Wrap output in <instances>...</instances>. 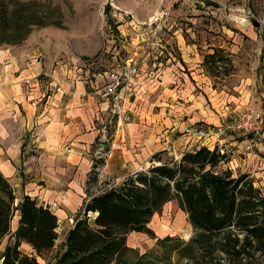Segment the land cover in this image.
<instances>
[{
    "label": "rangeland",
    "instance_id": "374dc122",
    "mask_svg": "<svg viewBox=\"0 0 264 264\" xmlns=\"http://www.w3.org/2000/svg\"><path fill=\"white\" fill-rule=\"evenodd\" d=\"M0 6L5 15L0 23V39L11 41L14 37L20 38L17 43L4 42L0 46L13 45L26 51L28 61L35 60L43 68L42 71L48 70L47 73L39 74L38 78L41 77L42 80L50 77L49 70L59 68L94 80L99 74L123 66L129 57L132 58L131 63L140 66L141 76L149 75L156 67L162 69L170 63H174L172 71L175 75L180 74L178 80L171 83L177 92L171 96L169 103L175 106L162 104L160 107L156 102L159 98L156 95L158 87H148L152 89L149 98L153 99L151 110L159 113L162 118L169 117V109L175 108L177 113H183L181 122H193L194 126H205L207 123L216 125L211 119L215 116L214 112L218 113L214 104L218 90L219 93L228 94L223 100L233 105L227 115L229 120L236 117L244 107L264 105V0H179L159 35H153L146 25H136L138 21L149 23L158 15L159 0H0ZM124 11L129 13V18L123 14ZM254 20L258 22L257 25L253 24ZM174 30H178L184 42L191 45L194 58L192 66L178 63L181 56L176 46ZM216 48L224 51L216 54L215 64L199 63V72L204 74L200 76L205 77L208 87L214 88L206 94L202 92L204 83H198L199 73L195 64L203 61L204 55L212 53ZM193 76L198 81L194 82ZM238 86L246 90L243 102L234 98L240 92L236 88ZM197 99H204L208 103L203 101L199 107L192 108V103H196ZM160 101L168 102V99L160 98ZM198 113L201 114L200 117H197ZM142 118L147 121V128L156 126V122L149 120L147 116L143 115ZM183 127L180 126V132H173L178 141L165 145L167 152L162 155L163 158H177L183 150L200 145L195 138L182 136ZM125 131H120L121 137H124ZM112 134L105 143L109 147L106 159L113 154L110 148L114 132ZM231 134L234 133H227L225 139ZM239 138L245 139L243 135H239ZM124 139L121 140L123 143L126 142V138ZM141 151L140 148L139 152ZM227 153L231 161L232 153L230 150ZM243 154L245 153L239 156L245 157ZM230 161L223 166H229L237 174L238 168L235 164L231 166ZM137 164L141 165L140 169L149 166H146V160ZM132 167L133 163L128 168L129 172L134 171ZM110 176H100L98 182L89 185L88 192L99 190L103 182L111 179L107 178ZM15 195L17 203L20 194L15 192ZM84 196L83 193L82 199ZM61 204L57 200L52 201L54 212L58 213L57 209ZM73 217L58 224V238L54 247L38 257L41 264L53 260L65 232L73 223ZM147 227L150 233L133 231L126 235V243L133 255L155 248L157 238L173 236L187 241L194 233L187 214L175 198L167 201L160 211L151 216ZM11 233L13 232L9 230L2 239L0 254ZM20 249L23 252L31 251V247L25 243Z\"/></svg>",
    "mask_w": 264,
    "mask_h": 264
},
{
    "label": "trees",
    "instance_id": "16d2710c",
    "mask_svg": "<svg viewBox=\"0 0 264 264\" xmlns=\"http://www.w3.org/2000/svg\"><path fill=\"white\" fill-rule=\"evenodd\" d=\"M0 6V23L5 19ZM8 22V21H6ZM0 39V44L17 43ZM216 48L204 56L215 64ZM166 149L151 155L147 168L107 180L89 193L67 229L59 250L45 264H264V187L255 185L249 173L234 174L223 165L227 152L195 145L179 157L163 158ZM94 159L86 184L98 181ZM0 171V243L18 213V225L0 254V264H41L38 257L50 251L58 238V218L37 197L18 198ZM175 198L187 214L194 233L157 238L155 248L132 254L126 243L129 232L150 233L147 223L163 204ZM25 243L30 252H23Z\"/></svg>",
    "mask_w": 264,
    "mask_h": 264
},
{
    "label": "crops",
    "instance_id": "0c3cea01",
    "mask_svg": "<svg viewBox=\"0 0 264 264\" xmlns=\"http://www.w3.org/2000/svg\"><path fill=\"white\" fill-rule=\"evenodd\" d=\"M173 34L181 56L178 63L192 66L194 58L191 45L184 42L178 30H174ZM26 54V51H21L13 45L0 46V171L20 197L23 194L37 197L40 202L49 205L53 212L52 201L62 202L57 209L58 213L54 212L59 224L79 213L86 197V189H89L86 180L93 167L92 152L100 127L109 118L106 102L93 93V88L103 82L107 72L92 80L59 68L49 70L50 77L42 80L41 77L38 78L39 74L48 70L42 71L43 68L35 60L28 61ZM200 62H204V58L195 64L198 67L195 69L199 73V81L194 76L193 80L204 83L202 92L208 94L214 88L208 87L205 77L202 78L204 74L199 72ZM172 67L174 63L163 66L162 69L158 66L149 75L138 74L132 94L125 103L131 118L124 124V137H121L120 131L114 133L110 148L113 154L96 168L98 180L102 175H112L107 178L118 181L129 172L131 163V169L134 171L141 168L137 162L146 160L148 166L152 154L165 149L169 142L178 141L173 132H180V126L185 124H194L181 122L183 113H177L175 108L169 109L171 113L166 118L151 110L153 99H149L152 95L150 88L158 87L156 95L159 98L156 102L160 107L162 104L175 106L169 102L171 96L177 92L173 84L180 74L175 75ZM192 73L191 69V78ZM236 88L240 92L234 98L240 102L245 101V88ZM190 91L189 93H192ZM218 91L214 103L218 113L214 112L215 116L211 119L216 125L229 120L227 115L233 106L223 100L228 94ZM160 98H166L168 102H161ZM203 101L205 100L197 99L196 103H192V108L199 107ZM209 102L212 107V102ZM253 107L260 108L261 105ZM143 115L156 122V126L147 128ZM200 116L198 113L197 117ZM209 124L199 126H216ZM112 133L113 129L110 127V135ZM35 135L39 137L35 148L25 154L23 146H30V137ZM124 138L125 143L122 142ZM225 140L226 151L230 150L232 153V160L229 159L231 166L235 164L238 173H249L255 185L264 187V133L263 141L255 146L253 152L246 150L247 141L239 138L238 134H231ZM242 153H245L243 158L239 156ZM83 193L85 196L82 199ZM17 225L16 212L10 222V230L14 232Z\"/></svg>",
    "mask_w": 264,
    "mask_h": 264
},
{
    "label": "built area",
    "instance_id": "2783aa9c",
    "mask_svg": "<svg viewBox=\"0 0 264 264\" xmlns=\"http://www.w3.org/2000/svg\"><path fill=\"white\" fill-rule=\"evenodd\" d=\"M179 0H159L158 15L149 23L137 22V27L146 25L150 27L153 35H159L163 29L165 22L169 19L175 4ZM126 17H130L129 13L124 11ZM154 25L153 27H151ZM143 26V27H146ZM132 61L126 60L123 66L112 68L107 72L106 78L102 83L93 88V93L105 101L109 110L108 120L100 127L97 137L93 158H103L104 161L109 155V147L105 144L110 136V127L113 132L124 130V124L130 121L131 115L125 105L126 100L132 94L133 85L138 78L139 66ZM234 133L243 135L247 141L245 146L247 151H253V148L263 141L264 133V105L260 108L253 106L244 107L238 115L213 127L194 126L193 124L184 125L182 135L195 138L200 145L209 147H218L220 152L226 151V134ZM38 136L30 137L29 145L23 146V152L29 154L35 148L38 142ZM188 139V140H189Z\"/></svg>",
    "mask_w": 264,
    "mask_h": 264
},
{
    "label": "water",
    "instance_id": "95a60500",
    "mask_svg": "<svg viewBox=\"0 0 264 264\" xmlns=\"http://www.w3.org/2000/svg\"><path fill=\"white\" fill-rule=\"evenodd\" d=\"M253 24H254V25H257V24H258V22L254 20V21H253Z\"/></svg>",
    "mask_w": 264,
    "mask_h": 264
}]
</instances>
